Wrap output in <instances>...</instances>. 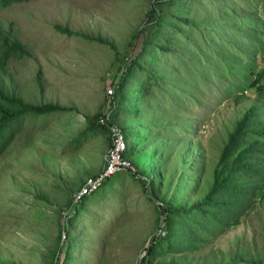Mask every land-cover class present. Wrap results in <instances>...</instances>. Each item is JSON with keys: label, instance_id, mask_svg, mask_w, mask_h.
Segmentation results:
<instances>
[{"label": "rangeland", "instance_id": "obj_1", "mask_svg": "<svg viewBox=\"0 0 264 264\" xmlns=\"http://www.w3.org/2000/svg\"><path fill=\"white\" fill-rule=\"evenodd\" d=\"M153 1L30 0L0 9L2 34L16 40L25 52L0 70L4 94L28 105L74 109L34 125L29 117L16 120L14 137L0 155V264H53L67 220L74 216L67 264H138L163 226L160 212L168 205L188 208L208 192L222 147L243 113L258 105L264 125V99H258L254 90L226 93L235 78L231 80L223 69L218 80L200 84L190 76L199 65L184 64L190 57L196 59V43L202 51L200 40L190 39L193 28L212 29L215 21L214 32L220 31L216 34L223 42L226 10H233V26L237 15L239 23L248 15L264 22L260 15L264 0H179L176 6L161 5L159 10H171L173 17L180 10L178 18L193 24L165 19L163 36L154 42L170 51L148 50L140 63L145 71H137L123 96V112L115 121L133 150L134 173L112 176L75 213L79 202L74 197L103 168L111 136L106 132L84 136L76 146L73 140L85 130V117L111 113L113 84L121 73L119 60L135 58L140 50L141 40L133 48L132 33L143 26ZM55 26L104 39L117 52L77 35L60 34ZM250 26L256 28L255 23ZM205 30L201 28L202 33ZM224 43L220 51L232 55L230 44ZM255 68H262L261 62ZM142 81L146 92L140 95ZM153 82L159 86H152ZM139 179L146 181L145 188ZM197 234L202 238L194 250L162 252L153 264L264 261V198L221 234ZM64 259L61 256L60 261Z\"/></svg>", "mask_w": 264, "mask_h": 264}, {"label": "trees", "instance_id": "obj_2", "mask_svg": "<svg viewBox=\"0 0 264 264\" xmlns=\"http://www.w3.org/2000/svg\"><path fill=\"white\" fill-rule=\"evenodd\" d=\"M29 1L0 0V9H6L11 5L23 4ZM178 1L154 0L150 3L144 15L143 26L132 33L133 48L141 40L140 50L135 55V58L129 60L127 56L119 60L121 73L117 83L113 84L114 97L109 105L111 113H98L85 117L86 128L73 140L72 144L78 145L84 140V136H96L99 132L109 134V126H119L116 124L115 117L123 112L121 106L123 104V96L129 90L133 81L136 80L137 71H145L140 65L143 55L147 54L152 47L154 50L158 48L165 53L170 51L167 47L154 42L155 40H160L163 36L162 28L166 26L165 19L177 20L188 26L193 24L185 18H178L180 10L176 12L178 17H173L171 10H159V6L164 4L170 7L179 5ZM186 11L188 12V10ZM231 12L233 10H226V15H223L226 21H224L222 30L226 31L227 35H225L226 38L223 42H220V36H217L220 31H216L217 34L214 32L216 30L214 27L215 21L211 22L214 30L210 29L211 27H205L209 29L206 31L201 24V28L205 32L202 33L201 28L198 30L193 28L194 34H191L190 39H199L202 43V51L196 43V48H193L196 59L190 57L184 61V64L189 68L191 66L193 68L194 64L199 65L198 69L190 76L200 84H211L213 80H218L223 69L225 75L231 80L235 78L231 82L230 88L224 90L226 93L227 91L234 93L232 90L242 92L248 88L254 90L257 98L262 100L264 99V29L259 30L258 28L264 26V22L253 19V17L248 15L241 19V21L243 20L242 23H239L237 15L236 25L233 26L230 25L232 23ZM260 15H264V13L261 12ZM211 16L213 20H217L218 16L212 14ZM251 23H255L256 28L250 26ZM144 27L149 29L147 30ZM54 29L66 36L77 35L86 41L107 45L111 50L117 52L115 47L104 39L76 34L65 27L55 26ZM250 32L254 33L255 36L247 38L242 34H249ZM240 34H242L240 36L242 37L241 41L238 38ZM224 42L230 44V48L233 51L232 55L223 53V50L220 51L224 47H221V45L225 44ZM198 49L199 55L195 53ZM24 54V48L16 40H9V36L2 34L0 30V70H3L5 63L9 59L22 57ZM240 56H244L243 61L240 60ZM259 62H261L262 68L257 69L255 66ZM145 82L142 81L138 86L140 95L146 92ZM152 86H159V84L153 82ZM0 101L2 102V105H0V155L14 137L16 120L23 118L24 121L26 117H29L34 125L36 121H43V119L52 115L74 111L73 108L53 104L40 106L24 104L20 99L4 94L1 86ZM260 117V107L252 105L235 123L234 128L227 136L226 143L223 145L218 161L212 171L210 188L200 202H196L188 208L168 205L160 212L161 217L159 219L160 221L163 220V226L158 227V233L150 239L148 246L144 248L138 264H153V260L158 258L162 252L180 253L194 250L202 238L197 232L208 236L221 234L225 229L237 224L240 217L248 209L252 208L259 198H264V125H261ZM101 120L104 121V124ZM23 121L18 124V128H20ZM122 132L127 145L124 156L130 159L133 150L123 129ZM132 177H134L133 174ZM110 178L104 180L98 190L83 196L75 207V213L84 208L89 201V197L99 191ZM139 181L145 188L147 185L146 181L141 179ZM75 217L67 220L61 246L57 247L55 253H53V264H67V261L71 260L69 255L72 246V236L69 229L74 227ZM162 231L164 232L163 235H161ZM60 240L61 236L58 237V241ZM61 256L66 259L60 261ZM255 264H264V261H257Z\"/></svg>", "mask_w": 264, "mask_h": 264}, {"label": "built area", "instance_id": "obj_3", "mask_svg": "<svg viewBox=\"0 0 264 264\" xmlns=\"http://www.w3.org/2000/svg\"><path fill=\"white\" fill-rule=\"evenodd\" d=\"M104 124V121L101 120ZM109 134L111 136L110 146L107 151L105 163L102 170L94 177L89 178L78 194L74 197L75 201H80L83 196L89 195L98 190L104 180L122 172L134 173V167L130 159L124 156L127 145L125 137L119 126H109ZM164 234V233H162Z\"/></svg>", "mask_w": 264, "mask_h": 264}]
</instances>
